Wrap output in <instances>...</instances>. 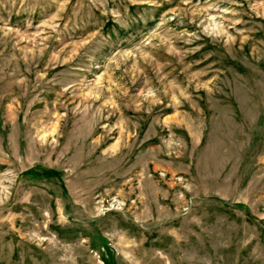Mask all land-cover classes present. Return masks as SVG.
Returning a JSON list of instances; mask_svg holds the SVG:
<instances>
[{
	"label": "rangeland",
	"instance_id": "374dc122",
	"mask_svg": "<svg viewBox=\"0 0 264 264\" xmlns=\"http://www.w3.org/2000/svg\"><path fill=\"white\" fill-rule=\"evenodd\" d=\"M0 264H264V0H0Z\"/></svg>",
	"mask_w": 264,
	"mask_h": 264
}]
</instances>
